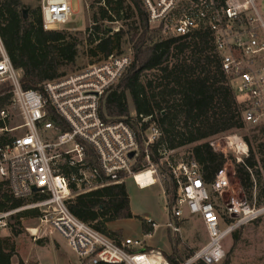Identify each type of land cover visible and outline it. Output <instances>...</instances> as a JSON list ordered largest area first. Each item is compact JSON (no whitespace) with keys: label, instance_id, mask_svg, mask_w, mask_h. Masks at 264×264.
I'll return each instance as SVG.
<instances>
[{"label":"built area","instance_id":"2783aa9c","mask_svg":"<svg viewBox=\"0 0 264 264\" xmlns=\"http://www.w3.org/2000/svg\"><path fill=\"white\" fill-rule=\"evenodd\" d=\"M71 1L39 0L42 29H56L54 25L67 23L72 14ZM140 1L149 27L158 28L163 38L191 40L198 33L207 34L211 52L241 107L243 122L259 125L264 120V21L256 0ZM130 62V53L110 54L83 69L43 81L42 90L24 89L21 71L12 65L0 38V83L10 85V101L20 113L22 123L18 127L23 130L0 142V188L5 187L13 198L31 200L27 205L0 211V232L15 213L34 208L41 211L40 222L48 223L62 237L77 264H222L225 239L242 226L264 220V201L223 199L229 186L225 166L207 183L197 161L170 160L166 149L159 150L160 163L166 164L176 184L172 204L165 197L166 227L179 234L183 216H197L206 233L205 242L182 260L172 262L161 250L144 248L139 238L128 236L116 243L69 210L68 202L76 194L121 183L126 177H132L140 187L134 178L140 171L132 168L139 152L134 128L124 119L106 120L100 116L102 97ZM137 125L145 145L158 140L160 130L154 122L144 134L141 124ZM5 130L0 126V141ZM224 139L226 146L236 152L237 161H242L248 150L244 139L236 135ZM209 144L226 155V146L219 148L218 140H209ZM88 146L93 150L94 162ZM146 159L149 161L148 155ZM155 165L150 164L152 175L156 173ZM71 184L75 189H85L74 192ZM144 219L152 231L158 226Z\"/></svg>","mask_w":264,"mask_h":264},{"label":"trees","instance_id":"16d2710c","mask_svg":"<svg viewBox=\"0 0 264 264\" xmlns=\"http://www.w3.org/2000/svg\"><path fill=\"white\" fill-rule=\"evenodd\" d=\"M106 4L111 7L117 19L127 20L128 11L136 18L126 24V30L119 28L109 34L103 28L102 32L106 35L101 37H92L99 30L94 25L90 42L95 45L91 52H100L103 59L115 54L113 52L119 48L122 35L128 33L131 62L110 89L125 91L129 86L137 90L144 89L157 114L161 135L154 144L145 145L137 121L127 117L125 109L115 101L107 102L105 95L101 99L100 116L106 120L124 119L131 124L139 148L133 171L145 169L141 161L148 155L149 161L156 164L170 182L168 190L172 195L169 203L172 204L176 184L166 164L160 163L159 150H171L199 142L192 148V159L200 165L203 180L210 183L224 166L226 157L215 151L206 139L242 128L244 122L241 107L220 69L217 57L211 52L207 34L198 33L191 40L163 38L158 28L149 27L147 12L140 0H106ZM23 6L21 0H0V38L12 65L21 71L22 88L42 90L43 81L62 76L58 72L62 63L74 60L77 41L75 38L67 40L66 35L58 29L43 30L39 5L26 17L23 16ZM100 18L115 20L107 15L103 7H100ZM93 19L95 22V17ZM143 71L155 72L151 78H146L144 85L140 81ZM10 98V85L7 82L0 83V111L10 102ZM55 117L58 119L57 115ZM0 126H3L1 120ZM245 140L248 142L247 137ZM0 142L4 143L5 139L2 138ZM87 151L90 160L94 162L90 146ZM256 163L251 152L242 163L236 165L241 185L251 186L249 169ZM71 188L75 189L74 184H71ZM164 190L165 193L168 191ZM23 202V199L0 192V211L19 207ZM68 207L75 216L108 237L116 234V230L108 228L109 222L133 217L124 181L78 193L68 202ZM141 228L144 234L152 232L144 218H141ZM111 239L119 243L114 237ZM176 254L178 249L174 245V255L165 256L172 262L184 259ZM10 257L11 253L0 244V264H10Z\"/></svg>","mask_w":264,"mask_h":264},{"label":"rangeland","instance_id":"374dc122","mask_svg":"<svg viewBox=\"0 0 264 264\" xmlns=\"http://www.w3.org/2000/svg\"><path fill=\"white\" fill-rule=\"evenodd\" d=\"M21 1L24 4L23 8L28 9L27 15L39 5V0ZM126 4L127 1L124 2V5ZM256 4L264 21V0H256ZM100 7H103L107 15L114 17L115 20L101 19ZM71 8L72 14L68 22L64 25H54V28L66 35L67 40L75 38L77 41V54L74 60L62 63L58 68V72L62 75L83 69L103 59L100 52L95 54L91 52L95 45L90 42V36H92L90 33L93 31L91 28L94 25H97L99 30L92 37H101L106 35L102 32L103 28H106L109 34L119 28L126 30V24L136 18L129 11L127 12L129 17L127 20L115 18V13L106 4V0H84V2L83 0H72ZM93 17H95V22ZM128 40V33L123 34L119 48L113 53L131 54V44ZM152 73L155 72H142L140 81L143 85L146 78L153 76ZM145 74L146 76H144ZM104 99L107 102L115 101L121 108H124L127 117L141 124L143 134L148 133V126L151 122H154L160 130L157 114L151 107L144 89L137 90L129 86L125 91H121L111 88L105 93ZM0 117L3 127L6 129L2 134L4 139L9 140L22 133V128L18 127L22 123V118L11 101L5 105L3 114ZM148 119H150L149 122H147ZM263 126L264 120L257 126L244 123L242 128L220 133L206 139L208 141L218 140L221 145L219 148H222L226 146L224 136H239L247 143L248 149L247 155L242 156V160L252 152L257 161L256 165L249 169L251 186L241 185L237 178L236 165L242 163V161H237L236 152L226 146L224 166L228 172L229 186L223 192L224 200L234 197L236 199L245 198L250 202L254 200L257 202L264 201V145L259 144L264 143ZM245 137L248 138V142ZM197 143L199 142L167 150L169 159L192 158V148ZM141 163L145 165L146 169L134 176L140 188L135 184L132 177L124 179L131 211L137 217L119 222L124 232L122 229H117L114 236H109L114 237L119 242L128 236L139 238L143 240L144 248L161 250L166 255H174L175 245L178 249L176 255L185 257L205 242L204 227L197 216L190 215H185L180 220L181 232L179 234H174L166 227L165 223L168 220L166 198L167 203H169L172 195L168 190L170 182L165 179V176L159 177L161 173L151 161L144 158ZM150 164L156 167V173L153 175ZM154 178H156L155 184H153ZM91 187L93 188L94 184ZM82 189H85V187L82 186ZM82 189L76 188L74 192H80ZM164 189L168 190L165 194ZM0 192H6L5 187H1ZM218 200L221 201V199ZM30 202V199L24 200L22 205H27ZM40 213L39 209H22L10 218L7 228L0 232V244L11 253L10 264H77L76 257L67 247L62 237L48 223L40 222ZM141 218H148L158 224L148 237L144 236L142 231ZM32 233H36V235L33 236ZM224 244L225 257L222 264H264V220L236 229L225 239Z\"/></svg>","mask_w":264,"mask_h":264},{"label":"crops","instance_id":"0c3cea01","mask_svg":"<svg viewBox=\"0 0 264 264\" xmlns=\"http://www.w3.org/2000/svg\"><path fill=\"white\" fill-rule=\"evenodd\" d=\"M127 178H128V177H127ZM127 178H126V179H127ZM124 183H125V181H124ZM138 187H139V186H138ZM139 188H140V187H139ZM130 209H131V208H130ZM131 212H132V211H131ZM132 214H133V217H132V218L119 219V220H115V221H111V222H109V223H108V228L111 229V230L122 229V231L124 232L123 228L119 225V222H121V221H126V220H131V219L137 217V215H135L133 212H132ZM144 236H145V234H144Z\"/></svg>","mask_w":264,"mask_h":264},{"label":"water","instance_id":"95a60500","mask_svg":"<svg viewBox=\"0 0 264 264\" xmlns=\"http://www.w3.org/2000/svg\"><path fill=\"white\" fill-rule=\"evenodd\" d=\"M27 10H28V9H23V16H24V17L27 16ZM133 155H134V152H133V151L129 153V157H130V158H132ZM34 190H37V189L35 188ZM233 216L236 217L237 215H236V214H233Z\"/></svg>","mask_w":264,"mask_h":264},{"label":"bare ground","instance_id":"6f19581e","mask_svg":"<svg viewBox=\"0 0 264 264\" xmlns=\"http://www.w3.org/2000/svg\"><path fill=\"white\" fill-rule=\"evenodd\" d=\"M145 170V169H144ZM151 170V169H150ZM143 171V170H142ZM141 172V171H140ZM139 173V172H138ZM136 174V173H135ZM135 176V175H134ZM135 178V177H134ZM30 230V229H29ZM31 232V231H30ZM33 234V233H32ZM33 235H36V233L35 234H33Z\"/></svg>","mask_w":264,"mask_h":264}]
</instances>
